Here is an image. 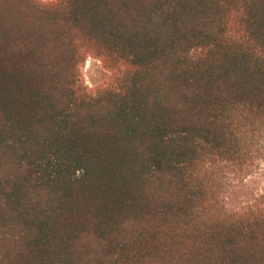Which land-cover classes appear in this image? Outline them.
<instances>
[{"label": "trees", "instance_id": "16d2710c", "mask_svg": "<svg viewBox=\"0 0 264 264\" xmlns=\"http://www.w3.org/2000/svg\"><path fill=\"white\" fill-rule=\"evenodd\" d=\"M0 264H264V0H0Z\"/></svg>", "mask_w": 264, "mask_h": 264}, {"label": "rangeland", "instance_id": "374dc122", "mask_svg": "<svg viewBox=\"0 0 264 264\" xmlns=\"http://www.w3.org/2000/svg\"><path fill=\"white\" fill-rule=\"evenodd\" d=\"M83 73L89 87L101 86L111 82V74L107 72L103 68L102 63L96 59H89L83 69Z\"/></svg>", "mask_w": 264, "mask_h": 264}]
</instances>
